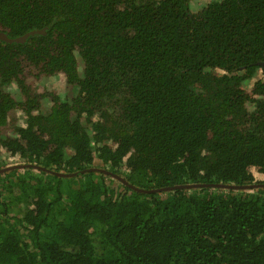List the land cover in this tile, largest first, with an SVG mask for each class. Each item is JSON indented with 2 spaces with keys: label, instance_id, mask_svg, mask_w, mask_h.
<instances>
[{
  "label": "trees",
  "instance_id": "1",
  "mask_svg": "<svg viewBox=\"0 0 264 264\" xmlns=\"http://www.w3.org/2000/svg\"><path fill=\"white\" fill-rule=\"evenodd\" d=\"M195 1L0 0V264H264V0Z\"/></svg>",
  "mask_w": 264,
  "mask_h": 264
},
{
  "label": "water",
  "instance_id": "2",
  "mask_svg": "<svg viewBox=\"0 0 264 264\" xmlns=\"http://www.w3.org/2000/svg\"><path fill=\"white\" fill-rule=\"evenodd\" d=\"M39 31H31V32H28L20 37H14V38H11L7 35H5L4 33L0 32V40L1 41H5L7 43H14V44H21V43H24L25 41H27L29 39V37H31L33 34H36L38 33ZM260 66L264 67V63H258ZM25 167H30V168H34V169H41V170H44L43 168L41 167H37L35 165H12V166H6V168H3L0 170L1 171H7L9 169H13V168H25ZM84 172H99V173H103V174H106V175H109L113 178H116L117 180H119L120 182L122 183H125L128 187H130L131 189L135 190L136 192L138 193H155V192H162V191H170V190H176V189H189V188H193V187H199L200 185H184V186H174V187H166V188H162V189H156V190H145V189H142V188H137L135 186H132L130 184H128L126 181H124L122 178H120L119 176L115 175V174H112L110 173L109 171L107 170H103V169H97V168H90V169H87V170H83V171H80V172H77V173H70V174H63V173H57V172H53L54 175L58 176V177H73V176H76L78 174H82ZM202 186V185H201ZM205 186H208V185H205ZM210 187H221V188H226V189H235V190H239V189H242V188H251L250 187H242V186H210ZM244 190V189H243Z\"/></svg>",
  "mask_w": 264,
  "mask_h": 264
},
{
  "label": "rangeland",
  "instance_id": "3",
  "mask_svg": "<svg viewBox=\"0 0 264 264\" xmlns=\"http://www.w3.org/2000/svg\"><path fill=\"white\" fill-rule=\"evenodd\" d=\"M197 1H198L197 3L204 2V0H197ZM192 2L194 3L196 1L195 0H192ZM62 79H63L62 76L52 77V79H50L48 82L47 81H41L39 83H36L35 85H36V88L38 87L39 91H41L42 89L46 88L49 85H53L54 88H57V89L53 90V92L55 94H58L60 97H62V99L64 97L68 96L69 94L70 95L75 94L76 93V89H73V88L70 89V90H65L64 89L65 88V85L64 84L61 85V83H60V81ZM34 82H37V80H34L33 79L32 85H33ZM244 88L246 90L248 89V87H244ZM51 89H52V87H51ZM12 93H13V91H12ZM42 105H43V107H46V106H48V102H45ZM16 118H17L16 119L17 120L16 123L19 124V125H21L23 123L24 118L21 117V116H19V113L16 114ZM12 125H15V124H11L9 126V128ZM4 131H5V133H7L8 129L7 130H4ZM0 160H2L7 166H12V164L17 163V162H19L18 164H20V163L23 164V162H20V161H22L21 159H19L18 157H11L4 149L0 150ZM252 173H253V175H255V177L257 179L258 178L261 179L263 177V175L257 173V170L256 169H253L252 170ZM247 191L250 192V190H247Z\"/></svg>",
  "mask_w": 264,
  "mask_h": 264
},
{
  "label": "flooded vegetation",
  "instance_id": "4",
  "mask_svg": "<svg viewBox=\"0 0 264 264\" xmlns=\"http://www.w3.org/2000/svg\"><path fill=\"white\" fill-rule=\"evenodd\" d=\"M24 35V34H23ZM22 36V35H21ZM10 37V36H9ZM17 37H20V36H17ZM11 38H13V37H11ZM57 76H60V75H54V76H43V75H40L39 77H37V78H33L32 76H30L29 75V73H28V71H26V81L35 89V91L37 92V93H41V94H48V93H54L53 92V90H55V89H57V88H54L53 87V85H49V86H47L46 88H44V89H42L41 91H39V89H38V87L36 88V83H39V82H41V81H49L50 79H52V77H57ZM33 79L34 80H37V82H34L33 83V85H32V81H33ZM60 83H61V85L62 84H64L63 83V79L60 81ZM51 87H52V89H51ZM15 87H13V93H15L16 91H15ZM55 94V93H54ZM60 97V96H59ZM45 102H48V106H46V107H43V105H41L42 106V108L43 109H45V108H47V107H50V105H51V102L50 101H46V100H43L42 101V104L43 103H45ZM21 114V115H20ZM19 114V116H21V117H23L24 118V120H23V123L21 124V125H19V124H17L16 122L14 123L15 125H17V126H21V127H24L25 126V116H24V114H22V113H20ZM18 165V164H17ZM20 165V164H19Z\"/></svg>",
  "mask_w": 264,
  "mask_h": 264
}]
</instances>
